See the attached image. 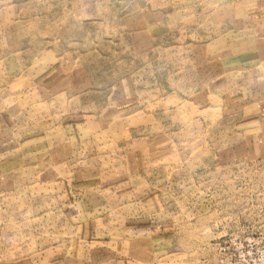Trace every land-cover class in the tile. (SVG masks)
I'll return each mask as SVG.
<instances>
[{
	"label": "rangeland",
	"instance_id": "rangeland-1",
	"mask_svg": "<svg viewBox=\"0 0 264 264\" xmlns=\"http://www.w3.org/2000/svg\"><path fill=\"white\" fill-rule=\"evenodd\" d=\"M263 5L0 0V264H264Z\"/></svg>",
	"mask_w": 264,
	"mask_h": 264
},
{
	"label": "crops",
	"instance_id": "crops-1",
	"mask_svg": "<svg viewBox=\"0 0 264 264\" xmlns=\"http://www.w3.org/2000/svg\"><path fill=\"white\" fill-rule=\"evenodd\" d=\"M263 8H264V5H263ZM251 62L253 63V65L255 64V65L259 66V67L264 66V62H263V64H262V62L256 64V61H255V60H252ZM246 64H247V63H245L244 65H246ZM254 67H255V66H254Z\"/></svg>",
	"mask_w": 264,
	"mask_h": 264
}]
</instances>
